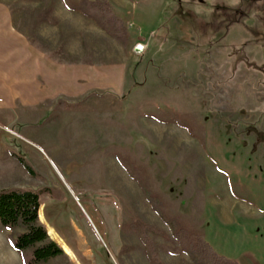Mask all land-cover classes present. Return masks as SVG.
I'll list each match as a JSON object with an SVG mask.
<instances>
[{"label": "rangeland", "instance_id": "obj_1", "mask_svg": "<svg viewBox=\"0 0 264 264\" xmlns=\"http://www.w3.org/2000/svg\"><path fill=\"white\" fill-rule=\"evenodd\" d=\"M4 1L57 60L124 66L121 92L0 110V191L39 193V221L70 262L150 264L132 229L146 224L163 264H191L166 253L171 228L138 178L217 255L264 264V0H110L123 42L61 0ZM9 233L0 224V264L21 260Z\"/></svg>", "mask_w": 264, "mask_h": 264}, {"label": "crops", "instance_id": "obj_2", "mask_svg": "<svg viewBox=\"0 0 264 264\" xmlns=\"http://www.w3.org/2000/svg\"><path fill=\"white\" fill-rule=\"evenodd\" d=\"M52 1L55 0L45 1V4ZM76 4L78 2L73 3ZM49 12V7L34 12L33 23H49ZM30 26L31 20L27 31L19 30L10 7L6 1L0 0V110L10 111L16 104L30 108L58 97H78L107 88L116 93L122 91L125 78L122 64L57 60L38 45ZM7 245L13 250L9 243ZM17 259L14 257L13 261L22 264Z\"/></svg>", "mask_w": 264, "mask_h": 264}, {"label": "trees", "instance_id": "obj_3", "mask_svg": "<svg viewBox=\"0 0 264 264\" xmlns=\"http://www.w3.org/2000/svg\"><path fill=\"white\" fill-rule=\"evenodd\" d=\"M48 1V0H43ZM71 11H79L86 18L93 20L96 25L109 36L125 40V30L122 27V20L113 12L110 0H95L89 2L80 0L73 5L69 0H63ZM36 26L38 21L32 23ZM120 30L122 31L120 33ZM19 163L31 172L29 166L22 160ZM142 187L146 200L152 209L160 215L162 220L171 228L172 239L176 242L173 249L166 248V253L172 256L185 254L191 264H237L224 257L217 255L200 235L189 233L180 227L175 219H167L159 209V202L156 201L151 192L136 178ZM40 196L38 192L30 190H3L0 191V224L10 233L7 241L11 248L20 255L22 264H47L56 258H62L60 264H72L63 251L62 247L49 237L44 224L39 221ZM140 241L145 247L147 259L150 264H163L159 260L157 246L149 238V233H159L146 224L132 225ZM179 264H188L181 259Z\"/></svg>", "mask_w": 264, "mask_h": 264}, {"label": "water", "instance_id": "obj_4", "mask_svg": "<svg viewBox=\"0 0 264 264\" xmlns=\"http://www.w3.org/2000/svg\"><path fill=\"white\" fill-rule=\"evenodd\" d=\"M144 48H145L144 45H142V44H137V45H135V47L133 48V53L139 55V54H141V53L144 51Z\"/></svg>", "mask_w": 264, "mask_h": 264}, {"label": "bare ground", "instance_id": "obj_5", "mask_svg": "<svg viewBox=\"0 0 264 264\" xmlns=\"http://www.w3.org/2000/svg\"><path fill=\"white\" fill-rule=\"evenodd\" d=\"M48 234H50V231L48 232ZM64 249H66V248L64 247Z\"/></svg>", "mask_w": 264, "mask_h": 264}]
</instances>
